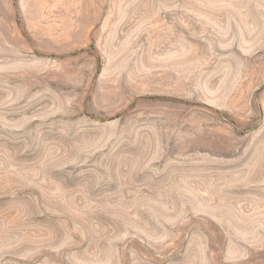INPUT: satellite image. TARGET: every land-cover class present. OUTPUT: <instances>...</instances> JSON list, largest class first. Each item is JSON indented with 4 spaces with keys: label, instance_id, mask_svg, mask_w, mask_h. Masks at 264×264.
I'll list each match as a JSON object with an SVG mask.
<instances>
[{
    "label": "rangeland",
    "instance_id": "1",
    "mask_svg": "<svg viewBox=\"0 0 264 264\" xmlns=\"http://www.w3.org/2000/svg\"><path fill=\"white\" fill-rule=\"evenodd\" d=\"M0 264H264V0H0Z\"/></svg>",
    "mask_w": 264,
    "mask_h": 264
}]
</instances>
